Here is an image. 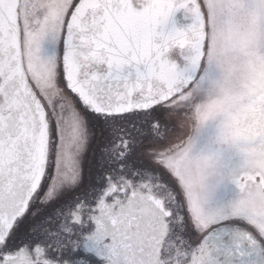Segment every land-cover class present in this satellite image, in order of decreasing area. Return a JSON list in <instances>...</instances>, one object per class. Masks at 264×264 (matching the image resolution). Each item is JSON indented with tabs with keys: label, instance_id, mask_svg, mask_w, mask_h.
Returning a JSON list of instances; mask_svg holds the SVG:
<instances>
[{
	"label": "snow or ice",
	"instance_id": "snow-or-ice-1",
	"mask_svg": "<svg viewBox=\"0 0 264 264\" xmlns=\"http://www.w3.org/2000/svg\"><path fill=\"white\" fill-rule=\"evenodd\" d=\"M0 264H264V0H0Z\"/></svg>",
	"mask_w": 264,
	"mask_h": 264
}]
</instances>
